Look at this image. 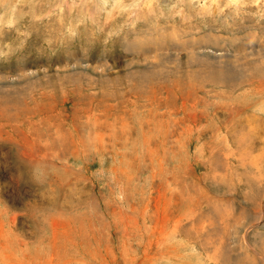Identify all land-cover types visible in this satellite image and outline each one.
<instances>
[{
  "label": "rangeland",
  "instance_id": "1",
  "mask_svg": "<svg viewBox=\"0 0 264 264\" xmlns=\"http://www.w3.org/2000/svg\"><path fill=\"white\" fill-rule=\"evenodd\" d=\"M0 264H264V0H0Z\"/></svg>",
  "mask_w": 264,
  "mask_h": 264
},
{
  "label": "bare ground",
  "instance_id": "2",
  "mask_svg": "<svg viewBox=\"0 0 264 264\" xmlns=\"http://www.w3.org/2000/svg\"><path fill=\"white\" fill-rule=\"evenodd\" d=\"M147 1V0H146ZM116 2V1H115Z\"/></svg>",
  "mask_w": 264,
  "mask_h": 264
}]
</instances>
